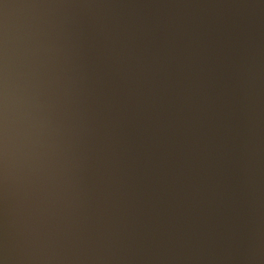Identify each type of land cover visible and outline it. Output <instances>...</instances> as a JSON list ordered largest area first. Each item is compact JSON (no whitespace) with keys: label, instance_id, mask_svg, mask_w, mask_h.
I'll list each match as a JSON object with an SVG mask.
<instances>
[{"label":"clouds","instance_id":"1","mask_svg":"<svg viewBox=\"0 0 264 264\" xmlns=\"http://www.w3.org/2000/svg\"><path fill=\"white\" fill-rule=\"evenodd\" d=\"M0 5V264H264V0Z\"/></svg>","mask_w":264,"mask_h":264},{"label":"water","instance_id":"2","mask_svg":"<svg viewBox=\"0 0 264 264\" xmlns=\"http://www.w3.org/2000/svg\"><path fill=\"white\" fill-rule=\"evenodd\" d=\"M23 2V0H5V3L8 4H18ZM196 2L203 4H226L233 3L235 0H196ZM0 11H3L2 5H0ZM106 11H115L120 13H129L132 11L144 13L147 15H163V14H178L182 13L185 15H195L202 16L206 18H232L236 15H242L246 13V9H237L230 7H202V8H187V9H175V8H144V9H116V10H106ZM8 21L10 34L12 36L19 35L20 24L23 19L28 16L37 14L38 10H21L18 8L10 7L8 10ZM85 14L87 11L85 10Z\"/></svg>","mask_w":264,"mask_h":264}]
</instances>
